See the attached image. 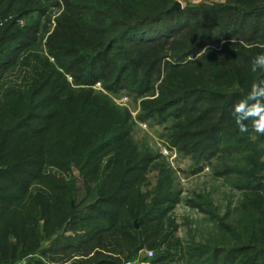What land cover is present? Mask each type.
I'll return each mask as SVG.
<instances>
[{
  "label": "trees",
  "instance_id": "1",
  "mask_svg": "<svg viewBox=\"0 0 264 264\" xmlns=\"http://www.w3.org/2000/svg\"><path fill=\"white\" fill-rule=\"evenodd\" d=\"M175 1L0 0V89L29 66L0 90V264H174L177 248L184 264H264V134L236 110L264 104V0ZM50 8L49 33L29 16ZM155 89L137 119L160 117L179 151L234 190L223 208L207 191L187 201L212 223L197 240L174 236L182 191L112 97Z\"/></svg>",
  "mask_w": 264,
  "mask_h": 264
},
{
  "label": "rangeland",
  "instance_id": "2",
  "mask_svg": "<svg viewBox=\"0 0 264 264\" xmlns=\"http://www.w3.org/2000/svg\"><path fill=\"white\" fill-rule=\"evenodd\" d=\"M49 12L50 13H48L44 18L38 17L37 15H30L29 18L31 24L41 20V29L44 26L50 33L54 27V17H56L59 11L56 8H50ZM21 23H23V20L20 24ZM238 29L241 30V28ZM49 33H44L41 30L39 37L41 38V36L45 34L42 42L46 40ZM197 56L194 58H198ZM28 73L29 66H18L11 70L2 82L3 85L0 90H4L5 88L15 84H22L24 77L28 75ZM94 88L102 90L100 83H96ZM157 96L158 91L155 89L153 93L150 92L143 98H135L128 93H120L112 97L114 98L116 105L127 107L129 111H131V115L134 119L131 138L140 147L143 146L145 149H148L147 152L151 155L160 156L161 161L166 163L171 168V175L173 178L172 188L177 190L180 189L182 191L181 195L176 196L177 203L175 202L174 206H172L167 214L170 218L176 219V224L178 225V229L174 233V236L186 241L190 236L189 233L192 232L195 240H197L201 237H205V235L212 229V223L205 218L199 209L190 207L187 201L190 198H193V193L207 191L212 193V198L215 204H218L221 208H223L232 199L231 195L234 190L227 183H225L223 179L215 177L212 173L211 166L207 162H196L190 155H186L185 153L179 151L180 145L175 147L172 144V141L167 137L165 128L168 123H157L159 120L158 118L160 117L149 118L142 121L137 119V115L140 113L141 100H152ZM156 174L157 171L154 170L148 175L149 183L147 184V189H152L154 186ZM189 222H191L190 226L188 225ZM188 228H190L191 232ZM71 233L72 232H69L67 234L73 235ZM148 250L149 248L144 247L139 251L140 258L144 262H147L152 257L146 256V252ZM151 251L154 255V250ZM173 253H175L174 264H184V262L179 259L181 254L180 248L173 249ZM73 258L74 261L79 260V257ZM141 259L140 261H142ZM68 263L70 262H67L66 264Z\"/></svg>",
  "mask_w": 264,
  "mask_h": 264
},
{
  "label": "clouds",
  "instance_id": "3",
  "mask_svg": "<svg viewBox=\"0 0 264 264\" xmlns=\"http://www.w3.org/2000/svg\"><path fill=\"white\" fill-rule=\"evenodd\" d=\"M257 62L264 65V54L257 55ZM255 91V89H254ZM262 95H264V89H260ZM238 112H243L245 115H252L255 119L252 121V128L255 132L264 134V104L257 102L251 106H247L244 102L236 105ZM240 132L248 131V128L244 125L239 126Z\"/></svg>",
  "mask_w": 264,
  "mask_h": 264
},
{
  "label": "water",
  "instance_id": "4",
  "mask_svg": "<svg viewBox=\"0 0 264 264\" xmlns=\"http://www.w3.org/2000/svg\"><path fill=\"white\" fill-rule=\"evenodd\" d=\"M181 7H182L181 2H180L179 0H176V1L173 3L171 9H176V8H181ZM246 94H247L248 96H258V94H254V93H246ZM134 225H135L136 228L138 227V224H137L136 222H134Z\"/></svg>",
  "mask_w": 264,
  "mask_h": 264
},
{
  "label": "built area",
  "instance_id": "5",
  "mask_svg": "<svg viewBox=\"0 0 264 264\" xmlns=\"http://www.w3.org/2000/svg\"><path fill=\"white\" fill-rule=\"evenodd\" d=\"M153 255V252L151 251V250H148L147 252H146V256L147 257H151ZM125 264H131L130 262H127V263H125Z\"/></svg>",
  "mask_w": 264,
  "mask_h": 264
}]
</instances>
